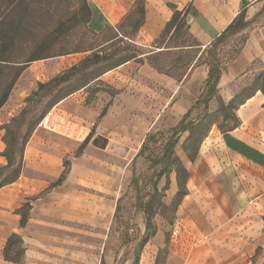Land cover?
<instances>
[{"label":"rangeland","instance_id":"obj_1","mask_svg":"<svg viewBox=\"0 0 264 264\" xmlns=\"http://www.w3.org/2000/svg\"><path fill=\"white\" fill-rule=\"evenodd\" d=\"M35 1L39 2L47 11L35 12L26 21L27 32L23 38L29 39L42 27L52 28L58 23H64L67 29L54 41L53 53L56 56L30 63L32 72L22 73L16 80L6 101V106L12 110L13 114L9 115V119L18 115L22 108L26 110L24 123L36 118L44 109L48 99L57 90L78 84L80 75L71 77L67 82L57 87H50V90L48 88L40 91L28 102L24 101L37 89L38 82L48 81L87 55L100 51L102 55L110 53L112 54L111 59H117L127 53H142L141 61L131 60L104 73L88 88L74 92L49 110L52 115L61 114L60 118L64 122L85 129L87 134L94 126L93 135L86 145L81 146L83 140L79 141L73 135L68 137L39 128L41 132L50 133L53 140L67 147L69 153L64 157V160L67 159L70 162L68 187L71 191L86 197L89 201H98L103 208L97 216L92 210L87 209L94 219H92V223L84 224L86 227L83 233L53 229L43 231L46 235L45 244L54 243L56 247L60 245L72 246L80 248V252L77 253L75 249L68 248L67 253L70 256L68 258L48 263H43L44 260L41 258L37 263L131 264L134 248L144 231L143 214L135 207L136 193L130 185L132 171L134 170L138 181L139 193L146 199L151 192L152 173L158 170L159 166H151L150 161L145 157L160 155L162 146L169 136L170 128L174 127L182 117L177 111L176 105L177 103L182 104V94L193 90L191 87L193 80H196L199 85L195 96L199 97L200 92H203L204 81L202 84L199 81L201 75L199 71L205 65L194 64L199 55V49L187 32L177 34L163 43L140 45L135 43L136 39L132 29L123 27L120 32L125 35L124 37L99 48L97 46L114 35L115 31L105 30L100 35L90 33L78 12L81 0ZM87 49L91 50L82 51ZM159 50L161 52H157ZM234 50V47L229 48L228 54ZM201 57L203 58L204 55ZM102 63L105 62L101 61L100 64ZM197 67L196 76L189 80V75ZM190 69V74L185 78ZM154 74L167 80V85L164 87L162 83L155 81ZM181 82L184 86L180 88L179 97L173 98L177 86ZM164 96L167 97L166 101ZM108 102L110 104L106 113L99 118V113ZM218 103V96L213 97L207 104L208 111H214L218 107ZM184 106L188 109L191 105L184 104ZM202 108L201 105L192 110L188 119L200 116L203 112ZM232 122L231 118L225 122L219 117L217 125H213L211 129H218L221 125L228 126ZM149 134L155 135L156 142L150 143L144 156L138 157L133 163V156L138 153ZM185 136V133L179 136V144L175 148L179 158L180 155H185L181 148ZM73 166L76 171L71 175ZM82 171L86 174L83 175ZM174 177V173H171L169 189L165 191V196L162 199L165 204L170 202L176 191ZM164 182L165 178L163 177L158 181V188H162ZM95 183L98 186H95ZM51 205H53L50 207L52 212L58 213L61 209L70 216L85 211V208L80 209L74 203L63 205V207L57 203ZM164 215L169 216L170 213L166 212ZM65 219L70 222V226L80 223L72 218ZM154 223L156 233L144 246L139 264H149L159 251H161L159 264H176L174 259L168 263L169 252L173 246L172 231L175 219L172 224H169L168 218L158 213L154 217ZM16 226L17 222L12 211L0 206V264H12L2 259L1 251L5 239L11 231L15 230ZM59 237L63 241L56 239ZM258 245L248 249L242 258L243 264L264 261L262 248ZM155 249L158 251L154 254ZM72 256L78 257V259ZM33 259L35 258L33 257Z\"/></svg>","mask_w":264,"mask_h":264},{"label":"crops","instance_id":"obj_2","mask_svg":"<svg viewBox=\"0 0 264 264\" xmlns=\"http://www.w3.org/2000/svg\"><path fill=\"white\" fill-rule=\"evenodd\" d=\"M136 2L137 0H88L91 9L89 27L97 34L104 33L105 25L117 31ZM243 5L247 26L228 36L218 49L222 72L217 93L227 102L248 86L259 73L264 72V0H143L144 18L135 35V43H153L171 18L173 9L187 10L186 17H193L190 23H186L188 33L203 50L226 29ZM232 47L235 50L228 54ZM31 70L32 64L27 66L23 74ZM197 70L198 67L192 72L189 70V80L196 76ZM199 72L202 84L207 75V67L204 66ZM153 76L164 87L167 85V80L162 79L163 77ZM197 83L193 80V90L182 94V104L176 105L182 116L198 98L195 96L199 88ZM183 86V82L177 86L173 98L179 97ZM164 100H167L166 96ZM184 104L191 106L186 109ZM234 113L237 126L226 132L212 128L202 141L193 162L184 154L180 155L189 176L187 194L176 211L172 231L173 246L168 263L174 259L176 264H243L245 253L257 244L264 255L263 93L259 90L255 92ZM9 115H13L12 110L5 102L0 108V125L8 121ZM40 130L35 129L24 148L23 168L19 178L0 188V206L11 210L17 222L15 230L10 234L20 235L26 248L22 264H38V259L41 258L43 263L60 261L70 257L68 248L79 253L80 248L45 244L46 235L43 231L53 229L83 233L86 227L84 224L92 223L94 219L87 209L97 216L103 208L98 201H89L71 191L68 187L70 166L65 180L48 188L61 174L64 157L69 151L65 145L53 140L50 133H47L50 131ZM3 133L0 129V153L5 147ZM86 134L85 136L88 135ZM5 163L4 157L0 155V165ZM74 171L76 169L73 166L71 175ZM84 173L82 171L83 175ZM95 186L98 184L95 183ZM29 197L35 198L30 202L31 209L25 226L20 227L19 215L15 210ZM53 203L61 207L74 203L80 209L85 208V211L73 216L65 214L61 209L54 213L50 208ZM65 218H72L80 223L70 226ZM56 239L63 241L61 237ZM157 251L155 249L154 254ZM1 256L3 259L2 251ZM154 257L149 264H155ZM255 264H264V261H257Z\"/></svg>","mask_w":264,"mask_h":264},{"label":"trees","instance_id":"obj_3","mask_svg":"<svg viewBox=\"0 0 264 264\" xmlns=\"http://www.w3.org/2000/svg\"><path fill=\"white\" fill-rule=\"evenodd\" d=\"M45 10L47 11V9L35 0H0V108L7 101L16 80L30 63L56 56L53 53V44L54 41L57 40V36L63 34L64 30L67 29L64 23H58L52 28L44 26L31 38H23L27 32L26 21L34 15L35 12H43ZM78 12L82 22L90 33L95 35L103 34V32L97 34L89 27L91 9L88 0L80 1ZM187 12V10L173 9L171 18L153 43H163L165 40L172 39L177 34H182V32L188 33V27L185 21ZM29 14L31 15L29 16ZM143 18V0H137L134 9L127 14L123 22L117 28V31L111 26L105 25V30H113L115 33L97 47L101 48L118 38L124 37L125 35L120 32V29L123 27L131 28L133 36H135L143 23ZM246 26L247 21H245V9L243 5L240 12L230 22L226 29L215 38L208 47L202 50L195 42V46L199 49V55L194 64L205 65L207 67V75L203 84L204 90L195 103L181 117L179 122L174 127L170 128L169 136L162 146L160 155L156 157H145L150 161L151 166H159V169L152 173L150 179L151 192L147 195L146 199H144V196L140 195L138 181L134 174V170L132 171L130 185L136 193L135 207L143 214L144 231L134 248L131 264H139L140 253L156 233V225L154 223L155 215L158 213L161 214L163 217L168 218L169 224H172L178 206L187 194L186 184L189 176L188 170L175 152V148L179 144V136L184 133L186 134L181 143V148L187 159L193 162L198 155L202 141L208 135L211 127L217 125L219 117H221L223 121L225 120V122L230 118L233 120L228 126L221 125L218 127L221 132L229 131L237 126L234 113L235 109L245 100L253 96L258 90L264 95V72L259 73L248 86L240 90L227 102H224L217 93V84L222 72V66L218 58V49L228 36L241 31ZM89 50L91 49L82 51ZM157 52H161V50ZM141 54L142 53H127L117 59H111L112 54L102 55L100 51H97L96 53L85 56L78 63L73 64L62 73H58L48 81L38 82L37 89L32 92V95L24 99L25 102H28L32 96L38 94L40 91L48 88L50 90V87H57L67 82L71 77L80 75V82L78 84L66 87L63 90H57L48 99L44 109L36 118L24 123L26 110L22 108L18 115L11 117L7 122L0 125V129L4 131L2 140L5 144L0 155L3 156L6 161L4 165H0V188L15 182L19 178L23 168L24 148L35 127L37 129L38 122L53 106L74 92L82 88H88L91 83L98 81L104 73L131 60L141 61ZM203 55L204 57L202 58L201 56ZM101 61L105 63L100 64ZM187 76L188 73L185 77ZM215 96L219 98L218 107L214 111H208L207 104ZM109 104L110 102L101 110L98 115L99 118L104 116ZM201 105L203 106L202 114L197 118L188 119L192 110ZM93 132L94 126L82 141L81 146L88 143ZM154 142H156L155 135H147L140 150L133 158V163L138 157L144 156V152L148 150V145ZM69 166L70 162L65 159L63 161V170L61 174L55 181L50 183L48 188L57 186L65 180L69 172ZM171 173L175 175L176 191L170 202L165 204L162 199L165 196V191L169 189ZM163 177L165 178L164 185L162 188H158V181ZM34 198L35 197L27 198L25 202L15 210V213L19 215L20 227H24L28 220L29 211L31 209L30 202L34 200ZM166 212H169L170 215H164ZM25 250L26 248L21 236L16 233H11L6 238L2 248L3 259L12 264H22ZM160 252L161 251H159L155 258V264H159L160 262Z\"/></svg>","mask_w":264,"mask_h":264},{"label":"built area","instance_id":"obj_4","mask_svg":"<svg viewBox=\"0 0 264 264\" xmlns=\"http://www.w3.org/2000/svg\"><path fill=\"white\" fill-rule=\"evenodd\" d=\"M193 17L192 16H187L186 17V23H190L192 21ZM63 124L64 120H61L60 116L55 114L52 116L51 112H48L37 124V128H42L47 131H52V132H57L62 135L71 137L68 135L66 130H63Z\"/></svg>","mask_w":264,"mask_h":264},{"label":"bare ground","instance_id":"obj_5","mask_svg":"<svg viewBox=\"0 0 264 264\" xmlns=\"http://www.w3.org/2000/svg\"><path fill=\"white\" fill-rule=\"evenodd\" d=\"M63 130H66L68 135H73L77 140H82L86 133L85 129L81 128L80 126H76L75 124H69V122H64Z\"/></svg>","mask_w":264,"mask_h":264}]
</instances>
